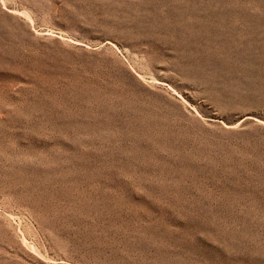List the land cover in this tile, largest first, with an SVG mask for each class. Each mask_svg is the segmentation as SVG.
Instances as JSON below:
<instances>
[{
  "label": "rangeland",
  "instance_id": "374dc122",
  "mask_svg": "<svg viewBox=\"0 0 264 264\" xmlns=\"http://www.w3.org/2000/svg\"><path fill=\"white\" fill-rule=\"evenodd\" d=\"M0 264H264V0H0Z\"/></svg>",
  "mask_w": 264,
  "mask_h": 264
}]
</instances>
